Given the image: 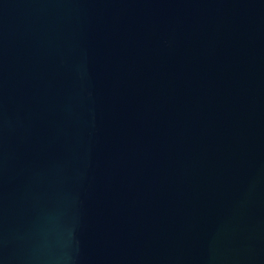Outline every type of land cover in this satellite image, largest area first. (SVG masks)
I'll return each mask as SVG.
<instances>
[{
    "label": "water",
    "instance_id": "1",
    "mask_svg": "<svg viewBox=\"0 0 264 264\" xmlns=\"http://www.w3.org/2000/svg\"><path fill=\"white\" fill-rule=\"evenodd\" d=\"M0 264H264V0H0Z\"/></svg>",
    "mask_w": 264,
    "mask_h": 264
}]
</instances>
